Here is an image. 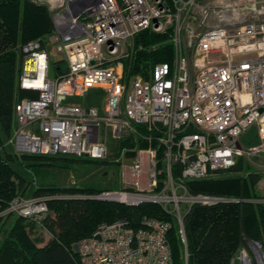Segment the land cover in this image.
Listing matches in <instances>:
<instances>
[{
	"label": "built area",
	"instance_id": "1",
	"mask_svg": "<svg viewBox=\"0 0 264 264\" xmlns=\"http://www.w3.org/2000/svg\"><path fill=\"white\" fill-rule=\"evenodd\" d=\"M52 1L54 55L66 71L50 77V54L40 41L22 45L18 83L36 97L14 106L15 153L104 160L109 140L146 141L122 149V161L133 152V163L122 167L123 188L89 198L154 203L172 220L100 223L77 253L81 264H173L167 236L173 222L186 263L190 209L240 201L191 192L187 182L226 171L239 158L264 156V0ZM146 29L168 31L173 59L154 65L147 78L126 76L125 45ZM93 88L105 92L101 108L72 99ZM48 200L17 196L5 212L40 222ZM230 264H264V252L249 241Z\"/></svg>",
	"mask_w": 264,
	"mask_h": 264
},
{
	"label": "trees",
	"instance_id": "2",
	"mask_svg": "<svg viewBox=\"0 0 264 264\" xmlns=\"http://www.w3.org/2000/svg\"><path fill=\"white\" fill-rule=\"evenodd\" d=\"M20 6L22 7V32L19 37L15 35L14 41H23L49 33L52 23L47 8L36 5L32 0H0L1 18L17 31L19 17L16 15L19 13ZM39 19H41L42 26L38 23ZM136 36L139 43L142 44V48L136 49L135 47L130 60L125 61L124 72L126 76L138 74L147 78L148 72L158 60L170 62L172 46L167 40L168 31L157 33L146 29L137 33ZM163 38H167L165 45L153 51L147 49L146 45L159 42ZM27 42L25 41L24 44ZM42 46L45 45L42 44ZM20 59L22 61L21 53ZM9 64L7 59L0 58V74L1 68L10 72ZM65 71L64 61L56 63L51 68L49 66L50 77L62 75ZM9 79H11L9 75L0 76V126L10 138L12 133L9 132L13 118L15 123V104L24 97L35 98L36 94L20 88L19 83L14 87L13 81ZM17 92L19 96L14 100ZM117 142L121 147L129 148L145 147L148 144L143 140L135 141L131 137L119 139ZM125 156L132 158L133 152L126 151ZM8 158L6 156V160ZM3 161L4 159L0 155V222L2 219L13 216L16 219V224L6 232L0 242V264H81L78 253L72 249V244L83 236L85 238L91 235L100 223L125 220L130 226L136 227L144 216L172 220L154 203L130 206L122 203L91 200L88 196L86 198L81 196V194L98 192L99 189L92 191L70 189L71 194L76 193L77 195L69 198L52 197L47 201L48 213L40 222L13 212H5L13 198L23 195L14 193L12 179L14 174ZM241 161L242 158H239L236 165L226 171L238 170ZM250 178L251 182L258 180L254 174H251ZM237 179L239 178L187 182V188L191 192L236 197L240 198V201L212 206L194 205L190 209L184 217L186 263L185 251L183 248L181 250L180 238L176 226L172 222L167 236L171 245L173 264H230V260L237 250L246 246L249 241L258 242L264 252V203L243 201L242 199L257 198L259 195L249 192L247 183ZM43 194L45 193L38 192L34 196H44ZM215 211L218 215L215 214ZM36 224H39L50 236L43 245L37 244L38 238L30 239L28 236L34 231Z\"/></svg>",
	"mask_w": 264,
	"mask_h": 264
},
{
	"label": "rangeland",
	"instance_id": "3",
	"mask_svg": "<svg viewBox=\"0 0 264 264\" xmlns=\"http://www.w3.org/2000/svg\"><path fill=\"white\" fill-rule=\"evenodd\" d=\"M32 1L36 5L47 8V11L50 15V21L52 23V28L49 33L42 34L35 38H28L23 41H19L17 38L18 41H14L13 39L15 35L19 37L22 32V7H19V13L18 15H16V17H19L17 22V31H15L14 28H11V24L6 22L0 16V58L7 59L11 67L10 72L1 68L0 76L9 75L11 77V79L9 80L13 81L14 87L17 86V83L19 81V70H21L22 64L20 53L21 47L25 41L37 40L40 41L41 44L45 45L44 48L50 54V68L53 67L56 63L63 62V60L59 58V56L54 55L55 26L53 23V14L56 11L55 3L52 0ZM38 23L40 26H42L41 19H39ZM166 39L167 38H163L159 42L146 45V47L151 51L156 50L157 48H160L166 44ZM135 47L136 49L142 48V44L139 43L137 36L130 39L125 45L124 50L128 53L127 59L125 58L126 60H130ZM170 54L171 55L169 61L171 62L174 56L173 49L170 50ZM160 62L164 61L158 60L153 64V67ZM153 67L151 68V70L153 69ZM151 70L148 72L147 77L150 75ZM18 96V92L15 93L14 100H16ZM104 98L105 92L102 89L93 88L90 89L84 97H75L72 99L77 103H82L84 105L93 104L101 108L104 102ZM14 125L15 123L13 118V124L9 133L13 132ZM250 132H252V130H250ZM250 132H248V136ZM117 141L118 140L108 141L107 144L109 146V154L104 160H93L87 157H59L54 155L28 156L27 154L15 153L10 143L8 134L4 133L0 126V155L4 159L3 162L8 166L9 170L12 171V174H14L12 176L14 183V193H22L24 198L38 197L34 196V194L38 192L45 193L43 195L49 199L58 196L69 198L77 195L76 193L71 194V192H69L70 189H81L87 191L99 189V191L95 193L91 192L87 194H81L82 197L88 196L89 198V196L91 197L92 195H95L104 190H118L123 188L124 181L121 174L122 167H129L133 163V159L131 157L127 158V156L124 157L123 161L120 159L123 147H121L120 143ZM6 156L9 157L7 160ZM251 174L256 175L258 177V180L255 182H251ZM234 178H239L237 180H239L240 182L245 181L247 183V190L249 192L259 195V197H257L259 199H264V156L250 158L249 160L242 159L238 170L233 169L215 173L207 179L221 180ZM20 181L21 183H19ZM215 214L218 215L216 211ZM15 224L16 219L13 216L1 220L0 242L6 235V232ZM175 226L176 229H178L176 223ZM28 236L30 237V239L38 238V245H42L49 239L48 233L43 230V228L39 224H36L34 231ZM80 239L72 244V249L76 253V246ZM179 244L181 246V250L182 248L184 249L181 239L179 241Z\"/></svg>",
	"mask_w": 264,
	"mask_h": 264
},
{
	"label": "crops",
	"instance_id": "4",
	"mask_svg": "<svg viewBox=\"0 0 264 264\" xmlns=\"http://www.w3.org/2000/svg\"><path fill=\"white\" fill-rule=\"evenodd\" d=\"M226 1H228V0H223V2H226ZM223 11H224V9H223ZM48 236H49V234H48ZM49 237H50V236H49ZM47 241H48V240H47ZM47 241H46V242H47ZM46 242H44L43 244H45ZM43 244H42V245H43Z\"/></svg>",
	"mask_w": 264,
	"mask_h": 264
}]
</instances>
